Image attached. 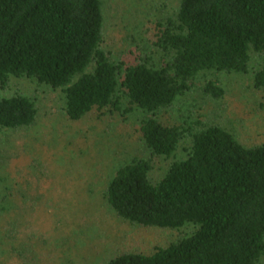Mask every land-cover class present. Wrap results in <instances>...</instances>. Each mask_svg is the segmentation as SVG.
Here are the masks:
<instances>
[{
  "label": "trees",
  "instance_id": "obj_1",
  "mask_svg": "<svg viewBox=\"0 0 264 264\" xmlns=\"http://www.w3.org/2000/svg\"><path fill=\"white\" fill-rule=\"evenodd\" d=\"M103 19L102 0H0L1 90L12 79L59 90L70 122L138 109L146 115L139 132L152 157L169 159L191 139L186 158L172 161L155 183L150 159L121 165L104 199L130 224L195 230L150 254L124 253L105 264H259L264 144L244 147L220 126L169 125L156 115L190 92L200 75H246L253 58V87L264 90V0H181L174 19L154 25L151 54L132 62H115L102 50ZM201 91L223 96L211 81ZM36 117L32 99L0 97V131L30 128Z\"/></svg>",
  "mask_w": 264,
  "mask_h": 264
},
{
  "label": "rangeland",
  "instance_id": "obj_2",
  "mask_svg": "<svg viewBox=\"0 0 264 264\" xmlns=\"http://www.w3.org/2000/svg\"><path fill=\"white\" fill-rule=\"evenodd\" d=\"M180 1L102 0V50L115 62L151 54L154 25L174 19ZM257 66L253 58L246 75H200L190 92L156 118L169 125H217L244 147L263 145L264 90L253 87ZM208 81L223 91L220 99L203 94ZM17 94L34 101L37 117L30 128L0 131V264H24L25 258L31 264H105L124 253L150 254L195 230L192 225L170 231L130 224L104 199L121 165L150 159L155 183L172 161L186 158L191 139L169 159L152 157L139 132L146 115L138 109L125 116L91 113L70 122L61 91L24 79L0 89V97Z\"/></svg>",
  "mask_w": 264,
  "mask_h": 264
}]
</instances>
